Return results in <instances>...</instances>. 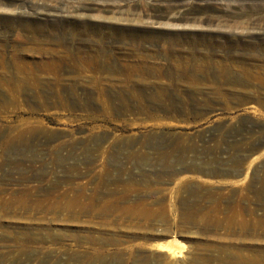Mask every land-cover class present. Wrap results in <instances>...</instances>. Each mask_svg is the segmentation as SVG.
<instances>
[{
  "label": "rangeland",
  "instance_id": "374dc122",
  "mask_svg": "<svg viewBox=\"0 0 264 264\" xmlns=\"http://www.w3.org/2000/svg\"><path fill=\"white\" fill-rule=\"evenodd\" d=\"M34 2L0 23L73 22ZM87 4L107 36L76 46L111 56L27 60L19 77L40 88L0 86V264H264V0ZM0 37L9 56L62 48ZM193 166L246 175L180 172ZM174 239L182 258L156 250Z\"/></svg>",
  "mask_w": 264,
  "mask_h": 264
},
{
  "label": "bare ground",
  "instance_id": "6f19581e",
  "mask_svg": "<svg viewBox=\"0 0 264 264\" xmlns=\"http://www.w3.org/2000/svg\"><path fill=\"white\" fill-rule=\"evenodd\" d=\"M34 1L35 0H0V10H17V9L23 8L21 7V5H24V6H27L33 9L34 11H37L38 8L37 6H34V4H36ZM53 1L56 2L57 4L58 2L62 3L61 6H59L58 8L61 10L65 9V12L70 13V18L73 19V22H71V24H68V27H63V26L58 27V28L50 27L48 24H39L31 20H26L23 22H13L11 20L12 19L11 15H4V23H0V33L4 32V40L13 41L12 36L14 35L15 41L20 40V39H26V40L28 39L31 42L38 43L40 41V37H37V36L39 35L48 36L49 35L55 38L57 40L56 42L60 43L62 48L60 50H53V48L52 49H40L37 55H30L31 53L30 52L27 53V51H24V52L14 51L12 53V56H9L10 52L4 47H0V77H4L5 74L9 73V72L7 73L8 69L7 70L4 69L5 68L4 61L9 62L10 58L13 60V62L17 61L16 62L17 64L15 63L16 64L15 70L14 71L12 69L10 70L11 72L10 78L8 80L6 79L7 81H4V82L0 80V86L4 84V87L7 86L9 87L7 89L11 88V90L12 89L22 90L27 87L30 88L33 85L34 87L36 86V88H40L39 86L40 81L38 79L31 77L32 78L31 80H28L27 78H25L24 80L23 78L19 77V75L23 73L25 69V68H22V66L19 64L21 62L29 63L27 62V60H31L33 63L39 65L40 67L42 66V68L44 67V69L47 68V70H50V69H54L51 65L57 61L84 60L86 62H89V61L93 62V61H97L100 56H111L102 47H96L92 50L90 49L85 50L79 46H76V43H78L77 40H80V39L84 40V38L86 37H92L93 35H96L98 32H100L99 35L101 36L102 41H103V35L107 36V32L98 31V29H103L104 26L107 28L108 22L101 20V18H105V17H102L97 14L88 13V11L93 10V8L88 6L87 1H92V0H53ZM94 1H101V0H94ZM16 5L18 6L15 7ZM187 8H188V4H186L185 2H182L178 10L176 11V13L182 14ZM244 8L248 9L250 7L245 6ZM18 18H21V17H18ZM97 44H98V41H97ZM93 47L94 46H92L91 48ZM123 54H125L124 55L125 57H128L126 63H123L121 66L124 70H126L127 72H130L131 74H134L140 69H143L142 67L143 65L141 61L145 59L146 57L145 55L141 57V56H138V54L136 53H135L136 56L135 55L130 56L129 53H123ZM45 71L46 70H44V72ZM44 87L46 88L47 86L44 85ZM174 240H175L174 242H170L171 240L170 241L168 240L169 242L163 241V242H160L159 244H156V247H157L156 250L164 253L163 255H166L168 258L170 257L178 258V256H180L182 253V249L186 247V244L179 239L177 240L174 239ZM176 244H182V246L180 247V246H177ZM178 247L181 248V250H178L177 249Z\"/></svg>",
  "mask_w": 264,
  "mask_h": 264
},
{
  "label": "water",
  "instance_id": "95a60500",
  "mask_svg": "<svg viewBox=\"0 0 264 264\" xmlns=\"http://www.w3.org/2000/svg\"><path fill=\"white\" fill-rule=\"evenodd\" d=\"M181 173L183 172H187V173H197L202 175L203 177H208V178H216V177H224V178H230V177H236V178H241L244 177L246 175V171L244 169H241L239 171H236L234 173H215L212 172L210 170H207L205 168H200V167H189L186 169H181L180 170Z\"/></svg>",
  "mask_w": 264,
  "mask_h": 264
},
{
  "label": "trees",
  "instance_id": "16d2710c",
  "mask_svg": "<svg viewBox=\"0 0 264 264\" xmlns=\"http://www.w3.org/2000/svg\"><path fill=\"white\" fill-rule=\"evenodd\" d=\"M208 170V169H207Z\"/></svg>",
  "mask_w": 264,
  "mask_h": 264
}]
</instances>
